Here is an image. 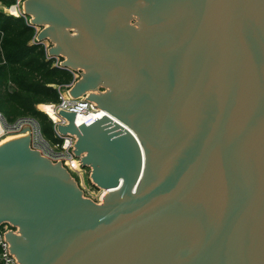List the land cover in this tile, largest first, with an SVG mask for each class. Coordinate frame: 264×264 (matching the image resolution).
I'll return each instance as SVG.
<instances>
[{"label": "water", "instance_id": "1", "mask_svg": "<svg viewBox=\"0 0 264 264\" xmlns=\"http://www.w3.org/2000/svg\"><path fill=\"white\" fill-rule=\"evenodd\" d=\"M83 78L63 135L92 183L0 146V227L20 264H264V0H27Z\"/></svg>", "mask_w": 264, "mask_h": 264}, {"label": "trees", "instance_id": "2", "mask_svg": "<svg viewBox=\"0 0 264 264\" xmlns=\"http://www.w3.org/2000/svg\"><path fill=\"white\" fill-rule=\"evenodd\" d=\"M17 0H0V112L9 120L36 119L46 138H53V123L40 112V105L59 104V94L51 85L68 86L73 74L53 67L44 45H34L36 29L29 18L5 13ZM12 13L17 15L15 8Z\"/></svg>", "mask_w": 264, "mask_h": 264}, {"label": "built area", "instance_id": "3", "mask_svg": "<svg viewBox=\"0 0 264 264\" xmlns=\"http://www.w3.org/2000/svg\"><path fill=\"white\" fill-rule=\"evenodd\" d=\"M27 0H17V4L11 8H4L6 14L15 17L29 18V25L36 29V37L32 44L45 46L48 61L53 62V67L67 70L63 63L64 58L53 57L49 55V50L53 45L50 42L41 43L38 39L42 29L32 25V18L25 13V4ZM15 8L18 14L12 13L11 9ZM69 71V70H67ZM73 74V82L65 87L51 85L50 87L57 90L59 94V104L57 105H40L37 109L46 114L53 123V138L45 137L40 123L33 118L24 117L15 121H9L3 113L0 112V142L8 137H16L27 135L30 139V147L34 151L39 152L43 157L50 160L53 164H60L64 167L78 183L83 191L85 198L92 200L96 204L102 205L106 196H101L102 192H109L97 188L91 181L90 170L83 166L81 158L77 157L74 150L76 147V137L71 134L63 135L60 127L67 126L68 121L63 118L60 113L62 111L79 114H95L100 113V108L88 98L91 95H101L105 91L100 88L98 91L87 93L81 97L75 98L71 95L75 85L83 78L84 72L78 70L76 72L69 71ZM42 106H52L54 108L55 117L50 116L48 112L41 109ZM110 193V192H109ZM19 229L11 224H3L0 227V264H20L13 255L10 244L7 240L8 233L18 234Z\"/></svg>", "mask_w": 264, "mask_h": 264}, {"label": "bare ground", "instance_id": "4", "mask_svg": "<svg viewBox=\"0 0 264 264\" xmlns=\"http://www.w3.org/2000/svg\"><path fill=\"white\" fill-rule=\"evenodd\" d=\"M41 109L48 112V114H50V116L55 117L54 108L52 106H42ZM79 115L83 116V115H87V114H79ZM24 139H28V136L27 135H20V136H16V137H8V138L4 139L2 142H0V146H4V145L11 143V142H14L16 140H24ZM108 194H109V192H102L100 197L106 196Z\"/></svg>", "mask_w": 264, "mask_h": 264}]
</instances>
